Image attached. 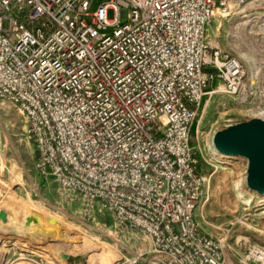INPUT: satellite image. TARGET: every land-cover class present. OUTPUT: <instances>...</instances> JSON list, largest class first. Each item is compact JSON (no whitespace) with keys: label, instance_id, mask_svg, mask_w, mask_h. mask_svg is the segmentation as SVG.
Returning a JSON list of instances; mask_svg holds the SVG:
<instances>
[{"label":"built area","instance_id":"2783aa9c","mask_svg":"<svg viewBox=\"0 0 264 264\" xmlns=\"http://www.w3.org/2000/svg\"><path fill=\"white\" fill-rule=\"evenodd\" d=\"M247 1L0 0V98L26 116L38 169L139 229L159 264H226L196 219L191 135L207 94L243 85L206 35L216 8Z\"/></svg>","mask_w":264,"mask_h":264},{"label":"rangeland","instance_id":"374dc122","mask_svg":"<svg viewBox=\"0 0 264 264\" xmlns=\"http://www.w3.org/2000/svg\"><path fill=\"white\" fill-rule=\"evenodd\" d=\"M107 14L112 19L115 11ZM206 41L236 56L246 77L236 94L222 86L207 94L193 125L191 144L205 177L196 219L204 234L220 240L226 264H264L254 253L264 251V204H246L247 171L216 159L208 146L219 129L264 119V0L216 8ZM0 264H159L139 229L38 169L27 118L6 98H0Z\"/></svg>","mask_w":264,"mask_h":264},{"label":"water","instance_id":"95a60500","mask_svg":"<svg viewBox=\"0 0 264 264\" xmlns=\"http://www.w3.org/2000/svg\"><path fill=\"white\" fill-rule=\"evenodd\" d=\"M216 149L227 155L248 159V186L264 193V119L260 117L231 124L219 129L213 136Z\"/></svg>","mask_w":264,"mask_h":264},{"label":"bare ground","instance_id":"6f19581e","mask_svg":"<svg viewBox=\"0 0 264 264\" xmlns=\"http://www.w3.org/2000/svg\"><path fill=\"white\" fill-rule=\"evenodd\" d=\"M213 136H211L209 142H208V146H209V149L213 152V154L215 155V158L216 159H219V158H222V159H225L227 162H233L235 166H237L239 169L243 170V171H247V168H248V162L246 159H243L241 161H235L236 159H238L237 156H234V155H227V154H223L221 152H219L214 143H213ZM216 156H219V157H216ZM223 177V176H222ZM221 177V179H222ZM224 178V177H223ZM239 182L237 183V186L239 185ZM211 185H212V179H209L208 180V188L211 189ZM248 192H249V196L246 198V204H251L252 202L255 203V205L257 206H260L262 204H264V193L263 194H258V196H256V198L254 197L255 194H257L254 190L252 189H248ZM245 193V191H241V195ZM255 198V199H254ZM238 202H235V207H238ZM254 253H255V256H257V258H262L263 257V254H264V251L261 250V249H255L254 250Z\"/></svg>","mask_w":264,"mask_h":264}]
</instances>
